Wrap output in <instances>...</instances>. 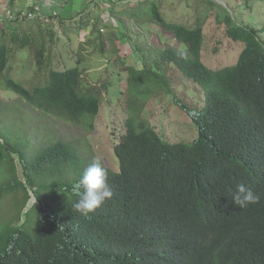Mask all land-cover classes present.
Instances as JSON below:
<instances>
[{"label":"trees","instance_id":"1","mask_svg":"<svg viewBox=\"0 0 264 264\" xmlns=\"http://www.w3.org/2000/svg\"><path fill=\"white\" fill-rule=\"evenodd\" d=\"M32 1L6 0L0 9V86L44 114L72 121L96 117L102 105L99 83L112 82L102 74L91 80L86 64L55 65L52 20L58 16L37 10L41 0ZM132 1H106L120 7L121 19L112 24L122 30L116 35L136 50L128 80L140 82L138 87L153 81L159 95L173 93L171 64L197 82L203 106L185 104L197 137L188 143L167 140L142 117L143 103L128 110L112 143L118 169L105 168L113 195L83 216L73 208L75 185L86 168L76 148L62 139L37 141L42 128L34 125L22 126V137L0 132V203L8 197L9 206L0 222V264H264V45L254 28L227 25L225 35L244 47L234 64L211 68L202 58V21L192 27L168 22L159 0ZM126 16L171 34L181 47L158 50L151 65L139 54L142 46L126 34ZM90 19H79L78 31H86L82 42L99 40L104 53L107 32ZM62 22L64 32L72 30ZM27 49L31 58L17 71L13 62ZM179 49L186 58L177 55ZM79 53V60L86 58V51ZM240 183L261 194L260 202L237 206L232 196Z\"/></svg>","mask_w":264,"mask_h":264},{"label":"rangeland","instance_id":"2","mask_svg":"<svg viewBox=\"0 0 264 264\" xmlns=\"http://www.w3.org/2000/svg\"><path fill=\"white\" fill-rule=\"evenodd\" d=\"M5 1L0 0V9L6 8ZM17 1L23 2L24 0ZM96 1L83 0L66 15V11L63 10L60 15H57V21L52 20L56 30L52 43V54L55 65L60 66L61 69L75 66L82 69L86 64L89 66L88 76L91 80L99 79L102 74L106 75L105 80L112 82L111 86L106 87L107 82L104 84L101 82L102 80H99L102 102L100 113L88 121H72L44 114L20 99L15 93L0 86V132L13 131L17 137H22L24 135L22 126L33 127L31 125H34L42 128L37 141L43 142L46 138L48 141L62 139L69 142L76 148L83 167H87L94 158L98 157L104 168L109 167L117 170L118 156L112 148L114 137L123 131L127 111L143 103L142 117L154 125L165 139L185 143L192 142L197 137L198 131L193 127L192 116L189 115L192 110H187L185 104L194 109L201 108L205 99L204 90L197 82L185 77L171 64H168L167 74L171 77L173 93L159 95V88L153 81L145 80L138 87L140 82L134 83L132 80H128L127 67L133 65L134 51L136 50L133 48V51L131 46L124 42L123 37L118 38L116 32L122 30L120 27L112 25L116 24V20L121 19L116 11L120 7L114 8L109 2H106L108 0L103 2L98 0L97 4ZM111 1L120 4L123 0ZM137 1L133 0L131 3ZM44 2L46 4L49 2L59 3L58 5L63 8L68 1L45 0ZM159 8L168 22H179L192 27L196 21H202L204 24L202 58L211 68L234 64L244 47L242 42L233 41L225 35L227 25L240 24L254 28L258 39L264 45V0H159ZM145 11L150 13V7H145ZM80 17H92L91 23L98 21L100 30L103 28L105 30L103 34L107 32L103 37L105 46L108 47L106 52L103 53L99 50V40L93 41L90 45L82 42L86 31H78ZM225 18H229L231 21L227 22L224 20ZM62 20L70 23L72 30L64 32L63 28L67 25H63ZM122 20L125 24L126 34L131 38L132 43L134 40L133 44L142 46V49L137 48L139 54H145L144 58L149 60L151 65L157 59L158 50L165 46L181 47L171 34L162 32V29L155 30V25L144 27L128 16ZM9 32V28H6L7 35ZM111 32L118 39L110 38ZM79 43L83 45L80 48H78ZM80 50L86 51L84 53L86 58L81 60L78 59L81 55ZM117 52L125 62L116 60ZM26 53L24 54L22 51L13 62L17 71L21 69L27 59L31 58L30 50L27 49ZM142 66L143 64L138 67ZM132 101L136 102L131 104ZM88 122H92L93 126L91 127ZM31 134L32 131L29 129L25 136L30 137ZM17 161L18 171L22 174V165L19 159ZM30 194L29 206L35 201L32 189H30ZM47 198L50 200V197ZM8 208V197H6L0 203V222L5 219Z\"/></svg>","mask_w":264,"mask_h":264},{"label":"clouds","instance_id":"3","mask_svg":"<svg viewBox=\"0 0 264 264\" xmlns=\"http://www.w3.org/2000/svg\"><path fill=\"white\" fill-rule=\"evenodd\" d=\"M53 2H49L51 4ZM45 2H42V12ZM61 10H52L48 14L60 15ZM28 18V17H21ZM180 58H186L182 49L177 50ZM108 172L103 167L100 158H94L93 161L83 170L81 178L75 185V192L78 200L73 204V208L83 216L99 208L106 199L113 195L111 187L107 180ZM261 200V194L255 193L244 183L237 185L236 191L232 196V201L240 208H246L249 204H257Z\"/></svg>","mask_w":264,"mask_h":264},{"label":"crops","instance_id":"4","mask_svg":"<svg viewBox=\"0 0 264 264\" xmlns=\"http://www.w3.org/2000/svg\"><path fill=\"white\" fill-rule=\"evenodd\" d=\"M68 2H67V4H65L66 6H64L63 8H62V6L61 5H58V4H54V3H51V4H45V6H44V13L45 14H48L49 12H51L52 10H61V12H63V10L64 11H66V13H65V15L68 13V11H72V8H74V6L76 5V4H80V3H82V1L83 0H67ZM24 2H26V4H30L31 2H33L32 0H27V1H23V2H18L17 1V3L18 4H21V3H24Z\"/></svg>","mask_w":264,"mask_h":264},{"label":"built area","instance_id":"5","mask_svg":"<svg viewBox=\"0 0 264 264\" xmlns=\"http://www.w3.org/2000/svg\"><path fill=\"white\" fill-rule=\"evenodd\" d=\"M45 0H41V4H42V2H44ZM50 1V0H49ZM40 4V6H37L36 8H37V10H39V11H41L42 10V5ZM22 17H27L26 15H23ZM29 18H32V17H34V15L32 14V13H30L29 14V16H28Z\"/></svg>","mask_w":264,"mask_h":264}]
</instances>
